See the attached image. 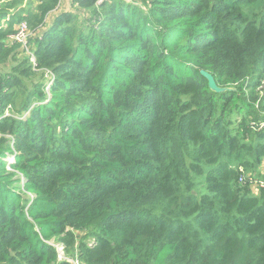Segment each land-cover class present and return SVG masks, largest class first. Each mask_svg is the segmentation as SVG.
Returning a JSON list of instances; mask_svg holds the SVG:
<instances>
[{"label":"trees","instance_id":"obj_1","mask_svg":"<svg viewBox=\"0 0 264 264\" xmlns=\"http://www.w3.org/2000/svg\"><path fill=\"white\" fill-rule=\"evenodd\" d=\"M68 1L0 0V264H264V0Z\"/></svg>","mask_w":264,"mask_h":264},{"label":"built area","instance_id":"obj_2","mask_svg":"<svg viewBox=\"0 0 264 264\" xmlns=\"http://www.w3.org/2000/svg\"><path fill=\"white\" fill-rule=\"evenodd\" d=\"M105 1H108V0H98V4H101ZM30 31L28 29V22L27 21H22L21 24H20V28H19V31L15 34V35H10L11 38L15 39V40H18L19 42H22L24 45L27 44V40H28V35H30ZM28 48V46H27ZM29 51V49H28ZM34 62H35V57H32L31 58ZM7 162L9 161V166H8V169L11 170V166L10 164L13 161V158L12 157H8V159H6ZM54 246L58 249L59 251V254H60V257L61 258H65V254H64V249H63V246L62 245H58V244H54ZM70 261L72 262V264H81L80 261L78 259H70Z\"/></svg>","mask_w":264,"mask_h":264},{"label":"water","instance_id":"obj_3","mask_svg":"<svg viewBox=\"0 0 264 264\" xmlns=\"http://www.w3.org/2000/svg\"><path fill=\"white\" fill-rule=\"evenodd\" d=\"M201 72H202V74H203L205 77L208 78L209 84H210V86H211L213 89H215V90H221V88L218 86V84H217V82H216V80H215V78L213 77L212 74H210V73H209L208 71H206V70H202Z\"/></svg>","mask_w":264,"mask_h":264},{"label":"rangeland","instance_id":"obj_4","mask_svg":"<svg viewBox=\"0 0 264 264\" xmlns=\"http://www.w3.org/2000/svg\"><path fill=\"white\" fill-rule=\"evenodd\" d=\"M49 77H50V81H49V85L54 81V76H51V75H49ZM49 85H48V87L47 88H49ZM8 113H10V112H7L6 114H8ZM5 114V115H6ZM27 116V113L23 116V118H25ZM11 146L13 147V148H15L12 144H11ZM16 154H17V152H16V150H15V152H13V153H11V152H8L7 153V155L5 156V159H8V157H12L13 158V161H15V156H16ZM6 163H7V168H8V166H9V161L7 162V160H6ZM263 170H264V168H262ZM11 170H14L13 168H11Z\"/></svg>","mask_w":264,"mask_h":264},{"label":"crops","instance_id":"obj_5","mask_svg":"<svg viewBox=\"0 0 264 264\" xmlns=\"http://www.w3.org/2000/svg\"><path fill=\"white\" fill-rule=\"evenodd\" d=\"M63 1V7H68V5H69V1L68 0H62Z\"/></svg>","mask_w":264,"mask_h":264}]
</instances>
